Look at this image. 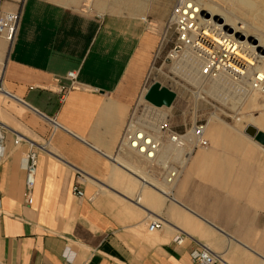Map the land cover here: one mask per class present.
Here are the masks:
<instances>
[{
	"label": "crops",
	"instance_id": "1",
	"mask_svg": "<svg viewBox=\"0 0 264 264\" xmlns=\"http://www.w3.org/2000/svg\"><path fill=\"white\" fill-rule=\"evenodd\" d=\"M104 1L24 0L14 38L0 36V264H198L197 244L214 264H264V142L208 121V146L172 199L116 153L159 43L147 18L164 21L172 5L144 0L143 14L101 11ZM15 8L0 0V12Z\"/></svg>",
	"mask_w": 264,
	"mask_h": 264
},
{
	"label": "built area",
	"instance_id": "2",
	"mask_svg": "<svg viewBox=\"0 0 264 264\" xmlns=\"http://www.w3.org/2000/svg\"><path fill=\"white\" fill-rule=\"evenodd\" d=\"M2 1H9L16 5L14 10L0 12V36L11 42L16 33L24 0ZM200 3V0H175L168 22L169 25L175 26L177 32V42L173 47L174 54L181 56L184 62L188 61L187 64L190 60L191 63L189 64L191 65L197 60L204 59L203 62L197 63V67L200 74L209 76L220 71L222 63L229 56V53L220 46H215L203 47L188 55L187 51L191 49V43L204 38L203 34L200 33L202 30L198 28L194 18V15L202 13ZM191 15L193 16L191 17ZM238 74H243L242 70ZM65 77L70 81V86H74L75 72L69 71ZM248 88L264 93V83L260 82L258 74L255 75V79L249 81ZM162 107L164 106L153 105L144 99L139 100L130 109L116 146L117 154L129 153L132 157L143 161L142 165H135L132 169L128 168L132 174L140 179L142 185L151 186L149 178L163 184H174L181 176L184 164L189 160L192 153L199 147L208 146L206 138L207 120L194 121L186 130L178 132L168 127L167 116ZM2 139L3 131L0 128V143ZM166 141L175 148L159 158L160 149ZM24 168L25 186L30 188L34 182L36 168L35 152L30 151L25 155ZM158 191L167 199L173 198L171 193L162 189H158ZM72 192L78 197H83V191L78 186L74 185ZM27 201L30 203L31 199L28 198ZM157 226L158 222L152 220L148 223L147 230L153 231ZM174 240L176 243H181L182 237L176 236ZM190 257L198 264H214L220 261V257L211 252L204 244H197V247L190 251Z\"/></svg>",
	"mask_w": 264,
	"mask_h": 264
},
{
	"label": "rangeland",
	"instance_id": "3",
	"mask_svg": "<svg viewBox=\"0 0 264 264\" xmlns=\"http://www.w3.org/2000/svg\"><path fill=\"white\" fill-rule=\"evenodd\" d=\"M86 1L87 0H85V4L82 5L83 9L88 10L94 8L93 6L96 0ZM137 1L139 3H137ZM168 2L171 3L172 7L164 21H156L149 17L147 18L150 30L159 37V43L147 75L146 88L150 84L156 82L173 91L175 96L171 105L162 107V110L167 113V125L172 130L183 132L194 121H211L215 119L211 116V114L214 113L217 116L216 122H221L227 127L232 126L230 127L232 130L235 128V131L236 129L240 131V129L246 125L243 120L251 119L257 115L259 116L260 112L263 115L264 108L258 104L250 103L249 100H246L243 104L236 101L240 93H238L237 89L233 86L227 85L226 87H222V89L215 88L213 93H205L201 90H208L211 86L210 82H212L213 79H205L204 83H199V85L189 77L187 79L188 70L183 64L185 62L182 60L181 56L174 54L175 51L173 50L177 42L176 29L173 24L169 25L168 22L175 0H160V6L166 5ZM200 2L203 3L204 6L215 5L219 8L218 10H220V12L226 13L227 15L230 14V16H234L237 20L240 18V21L248 23L254 22L252 17L254 16V9L256 6H259L255 0V5H251L250 3L247 5L240 0H200ZM151 6L152 5L147 2L145 4L144 0H118V4H115L113 0H106L98 6V8L101 11L117 12H121L128 8L132 13L145 14ZM137 8H139V11H137ZM183 73L185 75H183ZM220 92H222L224 102L220 100L217 101L214 97L221 96ZM198 95L202 97H198ZM261 97V102H263L264 96ZM143 99L142 96L140 100L142 101ZM238 99L241 98L239 97ZM236 117H240V120H236ZM256 128L264 133V121H261L260 125ZM124 162L125 161H123V163Z\"/></svg>",
	"mask_w": 264,
	"mask_h": 264
},
{
	"label": "bare ground",
	"instance_id": "4",
	"mask_svg": "<svg viewBox=\"0 0 264 264\" xmlns=\"http://www.w3.org/2000/svg\"><path fill=\"white\" fill-rule=\"evenodd\" d=\"M240 1L246 3L247 5L248 3L255 5V2L259 4V6H256L254 9V16H252L254 20L253 23L240 21V18L237 20V18L230 16V14L227 15L226 13L220 12L217 6H204L203 3H200L203 9L202 13L200 15H194L196 24L198 28L202 30L200 33L203 34L204 38L193 41L190 46L191 49H188L187 53L188 55H191L192 51L197 52L203 47L209 48L220 46L229 53V56L223 61L220 71L217 74L209 76L200 74L197 63L203 62L204 59L197 60L193 65L189 64L191 63L190 60L188 64V61L183 64L188 70L189 76H186L187 79L189 77L192 79V81L196 82V84L198 83L199 85V83H204L205 79H213V81L210 82V88L208 86V90L202 89L201 91L205 93H213L215 88L222 89V87H226L227 85L233 86L235 89H237L238 93H240L238 98L240 97L241 99L237 98L236 101L243 104V102L249 100L250 103L252 102L254 104H258L264 108V99L263 102H261V96H264V93L248 88L249 81L255 79L256 74H258L260 82L264 83V0H255V2L254 0ZM194 11H196V9H194ZM192 16L193 15H191V17ZM240 70H242L243 74H238ZM183 75L185 74L183 73ZM220 93L221 96L214 97L217 101L220 100L224 102L222 92ZM198 97L202 96L198 95ZM260 113L259 116L257 115L251 119L247 118L248 120L244 118L245 120H243V122L246 123L244 128L247 125H250L253 128H256L258 125H260L261 121H264V114L262 115V113ZM211 116L217 119V116L214 113H212ZM236 120H240V117H236ZM174 148L175 147L170 142L166 141L160 149L159 158L161 155L168 153ZM126 156L127 158L132 157V155L129 153L128 155H125V157ZM138 160L137 158H131L130 160L125 161L123 164L126 165V167L131 168L132 165L134 166V164H138L136 162ZM187 162L188 161H186V163ZM140 163H143V161L140 160ZM149 181L151 183V187L157 191L158 189H162L165 192L171 194L173 193V187L176 184V182L174 184H163L153 180L152 178H149Z\"/></svg>",
	"mask_w": 264,
	"mask_h": 264
},
{
	"label": "water",
	"instance_id": "5",
	"mask_svg": "<svg viewBox=\"0 0 264 264\" xmlns=\"http://www.w3.org/2000/svg\"><path fill=\"white\" fill-rule=\"evenodd\" d=\"M203 10V9H202ZM173 91L168 88L160 85L159 83L150 84L146 91L144 92L143 98L147 102L156 105V106H170L174 99ZM243 132L256 139V141L263 143L264 142V133L259 131L256 128L247 125Z\"/></svg>",
	"mask_w": 264,
	"mask_h": 264
}]
</instances>
